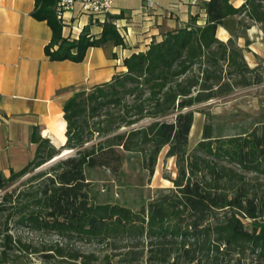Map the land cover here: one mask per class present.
<instances>
[{
  "label": "trees",
  "instance_id": "16d2710c",
  "mask_svg": "<svg viewBox=\"0 0 264 264\" xmlns=\"http://www.w3.org/2000/svg\"><path fill=\"white\" fill-rule=\"evenodd\" d=\"M55 2L34 0L32 11L50 27L49 60L81 62L91 47L123 45L120 14L94 21L98 36L87 25L72 38L62 35ZM200 8L202 24L191 16L124 58L125 71L74 90L62 105L59 147L33 128L32 160L7 178L0 171V264L31 256L38 264H264V121L232 135L206 122L188 151L194 107L264 83V65L249 67L237 44L252 25L264 36V0H201ZM219 26L230 32L225 41ZM164 148L176 175L151 201L132 209L92 198L90 170L117 174L125 154L150 177Z\"/></svg>",
  "mask_w": 264,
  "mask_h": 264
},
{
  "label": "crops",
  "instance_id": "0c3cea01",
  "mask_svg": "<svg viewBox=\"0 0 264 264\" xmlns=\"http://www.w3.org/2000/svg\"><path fill=\"white\" fill-rule=\"evenodd\" d=\"M127 0L126 5H114L111 15L126 34L123 45L106 42L87 50L81 62L51 61L44 53L51 30L46 21L32 16L34 0H0V171L7 178L32 160L35 144L31 141L34 127L41 137L55 146L62 144L65 122L62 105L74 90L87 89L109 81L125 71L123 59L132 53L143 52L161 34L177 29L198 15L203 23L201 0ZM243 0H233L238 6ZM67 24L62 35L76 38L84 26L98 36L101 25L76 9L65 13ZM263 41L253 47L251 34ZM216 35L227 40L230 32L217 27ZM244 58L249 67L264 65V36L257 25L246 29L243 38ZM258 49V50H257ZM57 138L60 142H57ZM173 159V157H170Z\"/></svg>",
  "mask_w": 264,
  "mask_h": 264
},
{
  "label": "rangeland",
  "instance_id": "374dc122",
  "mask_svg": "<svg viewBox=\"0 0 264 264\" xmlns=\"http://www.w3.org/2000/svg\"><path fill=\"white\" fill-rule=\"evenodd\" d=\"M114 5H126L127 0H114ZM253 47L259 48L263 41L252 33ZM244 37L237 40L243 45ZM246 51V48H243ZM258 50V49H257ZM262 64V63H260ZM201 112L194 113V122L189 134L188 151L201 139L203 125L207 122L214 128L215 133L232 135L246 129H251L257 122L264 121V83L236 89L232 94L212 100L194 107ZM171 119V116H168ZM64 136H61L63 143ZM57 142H60L57 138ZM56 147L60 145L56 143ZM165 148L159 154L155 171L152 176L139 168L136 158H127L123 154L120 172L111 173L105 168H95L89 171L91 181V196L99 202H116L132 209H138L142 204L151 201L158 188L170 187L169 178H174L176 168L174 158H166ZM47 166V165H46ZM44 166V167H46ZM248 177L253 173H246ZM2 191H0V195ZM25 238L37 240L36 236L22 233ZM93 248V247H85ZM15 264H38L36 256L29 260H19ZM111 264H115V259Z\"/></svg>",
  "mask_w": 264,
  "mask_h": 264
},
{
  "label": "built area",
  "instance_id": "2783aa9c",
  "mask_svg": "<svg viewBox=\"0 0 264 264\" xmlns=\"http://www.w3.org/2000/svg\"><path fill=\"white\" fill-rule=\"evenodd\" d=\"M113 0H56L55 13L64 26L67 24L65 18L66 12L77 10L80 14H84L94 21H104L106 16L110 14ZM151 1L146 2L147 6H151ZM115 26L119 34L125 38L126 34L121 31V27L115 22Z\"/></svg>",
  "mask_w": 264,
  "mask_h": 264
},
{
  "label": "water",
  "instance_id": "95a60500",
  "mask_svg": "<svg viewBox=\"0 0 264 264\" xmlns=\"http://www.w3.org/2000/svg\"><path fill=\"white\" fill-rule=\"evenodd\" d=\"M67 153H69V151H63V152H61V154H59L58 156H56L55 158H53V159L50 160L49 162L43 164L42 166H40V167L37 168V169H40L41 167H44V166L48 165L49 163L55 161L56 159H58V158H60V157H62V156H64V155H66Z\"/></svg>",
  "mask_w": 264,
  "mask_h": 264
}]
</instances>
